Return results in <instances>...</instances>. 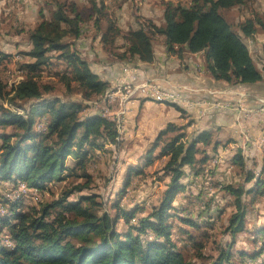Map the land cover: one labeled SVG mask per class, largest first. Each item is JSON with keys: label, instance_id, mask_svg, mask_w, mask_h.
Returning <instances> with one entry per match:
<instances>
[{"label": "trees", "instance_id": "obj_1", "mask_svg": "<svg viewBox=\"0 0 264 264\" xmlns=\"http://www.w3.org/2000/svg\"><path fill=\"white\" fill-rule=\"evenodd\" d=\"M254 1L161 0V24L137 16L135 25L127 29L119 25L115 10L104 0H86L83 6L76 0H52L50 19L39 10V21L28 32L31 47L21 52L25 60L18 61L23 78L14 82L10 90L0 78V100L13 107L0 103V186L6 189L0 201V213L4 212L0 214V264H244L245 259H260L256 264H264V224L250 230L246 227L243 201L245 194L264 195V178L245 170L238 151L230 168L237 166L244 173V184L254 181L256 189L218 181L214 175L217 157L207 155L199 147L209 143L210 133L203 131L188 137L184 134L188 124H168L144 153L143 165L127 171L125 189L133 183V177L136 181L143 176L142 169L155 158H166L155 171V175L163 172L165 176L154 178H163L164 188L149 202L147 214H137L146 206L128 210L116 203L115 216L107 212L99 215L95 209L100 203L93 195L70 200L71 190L25 210V196H6L21 184L28 195L33 190L42 191L47 183L60 181L63 173L84 171L89 150L119 142L113 120L101 113L81 116L82 104L72 100L45 98L49 86L38 80L41 71L51 64L52 52H57L56 58L69 69L61 75L66 90L79 88L85 100L102 97L110 90L109 82L74 49L85 25L94 28L102 45L110 51L123 49L120 54L113 53L123 61L152 63L154 43L160 38L165 51L179 58L185 53H201L205 70L215 80L229 85L255 84L264 78V70L255 63L246 39L257 33L258 24L264 28V23L255 11L236 23L229 22L224 14L249 8ZM120 40L122 45L117 46ZM6 58L0 54V60L5 62ZM166 104L183 113L180 105ZM157 147L158 154L154 155ZM70 159L76 160L72 167L68 165ZM185 167L192 171L188 183L182 182ZM220 192L232 198L227 205H232L233 211L227 213L224 204L211 213V199ZM178 198L185 201L178 203ZM194 207L200 209L196 217L192 216ZM172 218L185 224L188 229L180 227L179 231L189 232L187 241L194 245L195 233L208 238L211 229L214 231L220 221L228 219L225 230L232 239L249 233L254 237V247L233 253L231 244L220 249L210 262L196 263L173 239ZM119 220L127 226L124 231L117 229Z\"/></svg>", "mask_w": 264, "mask_h": 264}, {"label": "rangeland", "instance_id": "obj_2", "mask_svg": "<svg viewBox=\"0 0 264 264\" xmlns=\"http://www.w3.org/2000/svg\"><path fill=\"white\" fill-rule=\"evenodd\" d=\"M51 1L52 0H0V54L7 57L5 62L0 63V78L6 84L8 90H10L11 86L14 85V82L23 78V71L17 69L19 66L18 61L23 62L25 60L21 52H25L31 47L28 32L39 21V10H43L46 18L50 19V13L53 9ZM85 1L86 0H76V2L81 6L84 5ZM104 1L110 5L111 10H115L117 15L120 13L117 17L120 25H122L124 29H126L129 25L134 26L135 24L132 20H135L137 16L142 19H146V16H148L151 17L157 24H161V12L159 8L152 7L153 5L155 6V4H158L156 0ZM255 4L256 3L254 2V7ZM120 5V9H118V6ZM257 6L264 7V0H258ZM249 8H253L252 4L249 5ZM249 8L234 9L232 11L224 12V14L229 22L236 23L243 20L247 16ZM83 28L84 31L80 38L75 42L76 48L74 49L77 52L79 51L82 58L90 62L93 70L96 69L99 73L103 74V77L106 80H108L107 78L110 77L113 71H118L117 78L119 79L121 75L120 67L122 64L132 66V64L135 63L133 61H123L113 55V53L120 54L123 49H114L110 51L109 47L103 46L94 28L90 24L85 25ZM161 44L162 41L160 38L156 39L154 43L156 50L161 49ZM116 45L121 46L122 41H118ZM17 54L20 56H16V59H13V56ZM57 54V52H52L51 64L44 68L38 77V80H40L42 85L46 84V86H49L48 91L44 90V97L47 99L59 98L62 100L65 99L66 101L72 100L82 104L83 109L80 113L81 116H88L97 113H101L103 115L105 112L104 104L101 102L103 96L85 100L83 99L79 88L74 87L71 91L65 89L61 75L66 70L69 72V69L63 60L56 58ZM251 54L258 67L264 70V52L262 48H259L258 50L253 48V50H251ZM107 73L109 75L108 77ZM108 82L110 84V90H112L118 81L111 83L110 80H108ZM141 100L145 99L142 98ZM0 103L4 107L13 109V107H9L10 105L5 103L3 100H0ZM108 108H112V106H109ZM115 110H117V108L112 109V111ZM108 116L107 117L109 119L113 120L114 116L112 113ZM7 131H10V128L7 129ZM177 132H179V130ZM184 134L189 137L187 132ZM124 149L125 147L123 143L120 144V140L116 145L109 146V144H106L96 150L88 149L89 156L84 171L75 169L73 175L63 173L62 176L64 177H62L60 181L47 183L45 188L40 192L34 190L35 192L33 191L25 196L22 210L32 206L39 207L45 202L58 199L65 190H71V192H73V195L69 197L70 200H74L79 195H93L95 197V201L100 203V206L95 209V212L99 215L103 212H107L111 217L115 216L116 211L114 205L116 203L128 210H135L134 208L138 206L143 208V205L146 204L150 198L152 200H154L155 197L157 198L159 194L158 191L164 188L165 181L163 178L160 181L154 179L160 176H165L163 172L155 175V171L161 168L162 160L155 159L151 167L147 169L149 171L146 174L144 173L143 176L141 175L140 177H137L136 181L135 177H133V183H130V185H128L125 189L124 183L127 176L128 164H136V162H130L128 159H132L134 161L139 157V153L134 154V156H130L131 154L125 152ZM143 162L144 159L142 160V163ZM75 164V159L68 160L69 166L72 167ZM138 167L140 166L138 165ZM186 181L188 183V179H186ZM77 186L82 189L79 191L76 189ZM5 190L6 189L4 187L0 186V201ZM36 192H39L38 196ZM156 192H158L157 195ZM216 194L217 195H214L211 199V206L214 205L213 209L210 210L211 213L216 210L217 206H221L224 202L220 197L221 194ZM6 196L14 198L12 192L6 193ZM221 201L222 203H220ZM150 204L151 203H149L148 207L144 208V210L137 212V214H140V212L147 214ZM255 204H251L253 209L248 208V211L250 210L247 213L248 218L252 214L256 215L259 211H263L261 205H258L257 207ZM199 211V208L195 209L194 207L192 216L196 217ZM205 211H207V209ZM0 214L3 213L1 212ZM204 215L206 216V212ZM204 215L201 214V216L205 217ZM223 220L219 222L220 225L214 228V231L212 229L210 230L209 234H211V236L208 238L203 237L199 233L194 234V238L197 240V243L195 244L202 245L201 248H198L194 245L193 241H187L189 238V232L182 233L179 231L180 227L186 230L188 229L185 224H182L179 219L172 218L170 221L172 222L173 227V239L177 242L183 253L190 258H193L196 263L210 262L212 258H215L218 255L220 249H225L228 246L230 247L231 244L232 246L230 249H232L233 253H236V251L241 248L244 250H251L254 247L252 242L254 237L249 233L238 234L234 239H232V237L227 233V230H225L228 224V219ZM253 221L247 220V223L251 222L250 224H252ZM126 228L127 226L123 223V220H119L117 223V229L119 231H124ZM251 228L255 229L253 226L250 227V229ZM6 232L8 233V227H6ZM259 260L260 259H256V262H254L245 259L244 264H256L257 262H260ZM238 261L239 259H237V262Z\"/></svg>", "mask_w": 264, "mask_h": 264}, {"label": "crops", "instance_id": "obj_3", "mask_svg": "<svg viewBox=\"0 0 264 264\" xmlns=\"http://www.w3.org/2000/svg\"><path fill=\"white\" fill-rule=\"evenodd\" d=\"M156 1L158 4H155V6L152 4V7L159 8L161 18L162 7L159 3L161 0ZM257 1L258 0L254 1L256 3L255 7L253 3L252 11H249L247 16H252L255 11V13H257L261 18L262 23H264V7L257 6ZM118 9H120L119 6ZM118 15L116 14V16ZM146 17L152 19L151 17ZM132 22L135 24V20H132ZM120 26L122 27V25ZM129 26H127L126 29ZM257 27V33H255L253 37L246 39L250 53L253 48L255 50L262 48L264 52V28H261L259 24ZM160 48L161 49L156 50L155 47V58L152 63L137 62L132 64V66L122 64L120 67L121 74L122 69L127 66L131 68L132 72L137 76L139 81L153 79L165 89H171L179 85H187L190 89H192L190 95L193 99L212 98V96L208 95L207 92L215 90L225 92L220 95L218 94L213 96L216 99L234 100L236 95L233 93L243 91L246 92L248 97L245 105L253 109L257 106L255 99L257 97H264V78L255 84L229 85L224 81L213 79L208 74L204 68V59L201 53H185L179 58L176 55L167 53L163 44H161ZM94 71L102 79L106 80L103 77V74L99 73L98 70L94 69ZM117 75L118 71H113L110 77H108L109 75L107 73V79L110 80L111 83L118 81ZM141 99L142 97L140 99L137 98L127 102L126 112L123 119V128L119 134L120 138H118L120 140V144L123 143L125 152L131 154L130 156H134V154L139 153V157L134 161L132 159H128V161L136 162V164H128L129 166L127 167V171L130 168H138V165H143V154L150 148L159 133L166 129L168 124H173L175 126H184L188 124L185 130L189 136H193L203 131L210 133L209 143L207 145L199 144V147L202 148L207 155L212 157L216 156L217 158L215 161H218V157H221V161L214 170V175L218 181L225 184H244V173L237 166L235 168L234 166L230 168V166H232L231 160H233L238 151H240L241 157L244 160L245 170H251L255 175L264 178V140H260L261 138H264V131L262 132L261 115L256 113L249 114L245 117V121L242 124L243 126L241 128H237L235 123L236 112L233 110L220 111L211 108L206 110V115L201 116L199 115L197 108L188 107L187 103H176V101L169 102L180 105L179 107H181L183 111V113H181L174 106L166 104L168 101L151 99L146 100V98H144L145 100ZM241 130L248 132L253 140H260V145L249 144L248 148H243V135ZM109 146L112 145L109 144ZM158 151L159 147H157L154 151V155L158 154ZM155 159L162 160L163 162L166 158L162 157L160 159L157 157ZM151 165L152 164L145 166L142 170L147 173L149 171L147 169H149ZM184 171L185 176L183 177L182 182L186 183V179L192 176V171L189 167H185ZM254 183V181L245 183V188L253 190L255 188ZM157 194L158 192H156V195ZM219 194H221L220 197L222 201H224L221 206L224 204L227 205V203L232 200L230 196L224 195L222 192ZM252 198H254L253 202L251 201ZM151 200L152 199L150 198L143 206L147 207V204H149ZM184 201L185 198H178V203H183ZM222 201L220 203H222ZM243 201L245 203L247 213L250 211H248V208L253 209L252 205L255 203L257 207L258 205H261L263 209V211H259L256 215L251 213L252 215L249 218L246 213V219L248 221L254 220L252 224H250L251 222L247 223V220H245L246 227L250 230V227L252 226L255 228L262 226L264 224V195L259 194L257 196V193L245 194L243 196ZM233 210L234 208L232 205H227V213Z\"/></svg>", "mask_w": 264, "mask_h": 264}, {"label": "built area", "instance_id": "obj_4", "mask_svg": "<svg viewBox=\"0 0 264 264\" xmlns=\"http://www.w3.org/2000/svg\"><path fill=\"white\" fill-rule=\"evenodd\" d=\"M16 56L20 55L17 54L13 56V59H16ZM0 63H3V61L0 60ZM17 70H20L19 66ZM191 90L192 89H190L187 85H179L171 89H165L153 79L139 81L137 76L132 72L131 68L126 66L122 69V74L120 75L115 87L108 91L101 100L105 109L103 115L108 116L111 113L113 114V121L116 123L117 131L120 134L123 128V119L126 112L127 102L141 98V94H156L176 99V103H187L188 107L197 108L198 113L201 116L206 115V110L211 108L220 111L233 110L236 112L235 123L237 128H241L243 126L242 124L245 121V117L249 114L256 113L262 116V132L264 131V97H257L255 99L257 106L253 109L245 105L248 97L246 92L243 91L233 93L236 95L234 100H221L216 99L213 96L218 94L220 95L225 92L215 90L208 91V95L212 96V98L193 99L190 95ZM109 106H112V108H108ZM114 108H117V110L112 111ZM241 133L243 135V148H248L249 144L260 145V140H264V138H261L259 141H255L250 137L248 132L241 130ZM220 161L221 157H218V161L215 162L217 163ZM21 188H24L22 184L19 188L15 189L12 194L14 195L17 191H20ZM36 193L38 196L39 192Z\"/></svg>", "mask_w": 264, "mask_h": 264}, {"label": "bare ground", "instance_id": "obj_5", "mask_svg": "<svg viewBox=\"0 0 264 264\" xmlns=\"http://www.w3.org/2000/svg\"><path fill=\"white\" fill-rule=\"evenodd\" d=\"M141 97L142 98H146V99H151V100H164V101H168V102H174L176 101V99H173V98H168L166 97L165 95H156V94H141ZM39 128L42 127V125H39L38 126ZM21 185H19L20 187ZM18 187V188H19ZM35 192V191H34ZM27 191L24 189V188H21L20 191H17L15 194H14V198H18L20 197V194L21 196H26L27 195ZM8 197V196H7ZM4 213V212H3Z\"/></svg>", "mask_w": 264, "mask_h": 264}]
</instances>
